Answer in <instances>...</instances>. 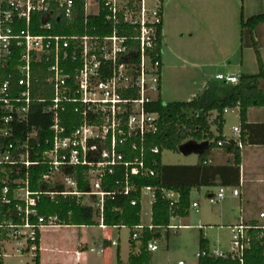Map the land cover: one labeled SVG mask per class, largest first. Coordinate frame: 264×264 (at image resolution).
Instances as JSON below:
<instances>
[{
	"label": "built area",
	"instance_id": "2783aa9c",
	"mask_svg": "<svg viewBox=\"0 0 264 264\" xmlns=\"http://www.w3.org/2000/svg\"><path fill=\"white\" fill-rule=\"evenodd\" d=\"M162 23V0H0V264H13L7 260L12 255L9 244L14 256L16 252L31 255L30 260L15 264H35L40 251L37 229L68 225L58 214L39 215L42 195L51 201L77 197L98 210L95 219L105 228V201L116 194L101 188L105 177L125 166L128 174L122 192L129 194V174L156 175L145 161V139L159 130L160 114L151 106L161 93L162 61L155 48ZM216 78L239 82L230 74ZM36 103L51 116V133L41 141L39 130L32 127L19 140L18 127L28 125ZM233 109L239 106L225 109V114ZM233 132L240 136L242 128L234 127ZM231 140L243 149L241 139L228 138L226 143ZM43 144L47 148L41 152ZM127 149L138 153L133 160H126ZM152 152L158 155L160 150ZM33 153L40 157L33 159ZM35 165L47 167L43 181L62 184L64 189L32 191L29 169ZM79 167H86L89 192L79 191ZM19 168L26 169V178L11 176ZM155 191L143 187L141 202L144 194L151 193L154 203ZM162 193L174 210L181 193L165 188ZM240 193L239 187L220 185L209 201L217 205L229 194L239 197ZM191 206L197 209L199 204L195 201ZM260 216L264 218V213ZM177 227L170 224L165 229ZM228 227L230 250L209 248L199 251L198 259L215 256L247 264V252L254 244L264 249V224L241 220ZM145 228L156 226L142 222L141 212L132 238L140 239ZM147 249L157 251L158 240H150Z\"/></svg>",
	"mask_w": 264,
	"mask_h": 264
},
{
	"label": "trees",
	"instance_id": "16d2710c",
	"mask_svg": "<svg viewBox=\"0 0 264 264\" xmlns=\"http://www.w3.org/2000/svg\"><path fill=\"white\" fill-rule=\"evenodd\" d=\"M163 3V0H162ZM83 14L80 13V16ZM100 23V22H99ZM264 23V12L253 15L241 21V45L244 47H253L257 56L258 72L256 74H242L239 82L230 84L225 82L211 83L206 85L204 90L195 98L189 101H171L164 102L160 98L151 106V110L160 114L159 130L155 134H148L145 139L146 163L153 167L156 172L155 176L132 175L128 176V183L132 187L129 194L122 190L126 184L127 168L123 165L117 166L114 173L108 174L101 184L104 191L115 192L113 197L105 201L104 220L105 228L114 226H126L131 229V239L133 231L141 223V189L151 186L156 189V200L152 205V224L155 229L145 228L140 239L139 253H130L128 264H151L152 253L148 251L147 244L152 239L161 237L164 228H168L173 215L178 217H187L191 208V191L194 187L202 185L212 186L211 183H200L190 174L203 164L207 153L214 148H221L227 153L234 155L232 166H224L223 169H239L241 164V149L231 140L226 143L227 139L223 134L225 123V109L239 106V116L242 127L247 126L248 111L252 107H264V60L259 47L254 40V31ZM101 25V24H99ZM58 30V32H66ZM155 53L161 59L162 55V25L159 27L158 43ZM215 113V115H214ZM51 116L43 111V106L36 103L32 106L29 115L28 125L18 127L16 138L24 139L25 134L32 127L39 130L38 137L42 141L44 137L50 135ZM215 125L217 134L212 129ZM71 128V126H68ZM15 138V139H16ZM194 140L206 143L207 149L199 155L200 163L195 166L185 165H167L162 161V152L164 150L179 151L184 142ZM223 142V145H219ZM195 148L196 146H192ZM47 146L44 144L39 149L43 151ZM159 148L160 153L154 154L152 150ZM121 150H123L121 148ZM137 152L130 149L126 150V160H133ZM40 156L32 154L33 159ZM95 158V157H94ZM97 159V158H95ZM86 167H79L77 178L79 191H91L89 181L85 179L84 171ZM47 170L45 165L31 166L29 169L30 188L32 191H62L64 186L59 183L51 184L42 180V174ZM27 171L25 168L16 169L11 173L14 178H26ZM174 189L181 193V200L178 206L171 210L169 201L163 197L162 189ZM136 200L137 204L133 205L132 201ZM15 208V204L11 206ZM39 215L50 216L58 214L68 225H98L95 217L98 210L89 205H83L77 197L63 198L58 197L56 201H51L50 197L42 195L37 206ZM6 209V208H5ZM32 221H37L33 217ZM40 230L36 231V243L40 245ZM135 244V241H132ZM111 246V241L104 240L103 248ZM210 248L209 240L201 233L200 251ZM247 264H264V249L259 244H254L252 249L247 252ZM35 264H41L40 251L35 257ZM197 264H239L231 259L218 258L215 256L200 257Z\"/></svg>",
	"mask_w": 264,
	"mask_h": 264
},
{
	"label": "crops",
	"instance_id": "0c3cea01",
	"mask_svg": "<svg viewBox=\"0 0 264 264\" xmlns=\"http://www.w3.org/2000/svg\"><path fill=\"white\" fill-rule=\"evenodd\" d=\"M263 12L264 0H163L160 93L162 100L164 91L172 95L190 92L196 97L204 90L206 85L221 82L216 78L220 73L237 77L242 74H256L258 63L254 48H242L241 45V21L242 18L247 19ZM253 35L264 60V23L256 28ZM224 36H229L232 40L239 38L240 48L243 52L241 59H224V53L221 51L223 44L221 38ZM249 50L252 53H248L249 57L246 58L245 52ZM217 55L218 72L216 74L207 73V70L216 63L215 58H217ZM196 65L203 67L204 70L201 69L198 75L192 77L188 70L197 67ZM175 101L182 100L176 99ZM235 118L237 123L233 125V128L240 126L242 128L241 135L235 134L233 128L231 134L226 131L228 123L226 117L223 134L226 138L241 139L243 143L239 169H223L224 166L233 165L234 155L225 152L221 148H214L207 153L199 169L190 171V174L197 183L213 182L217 188L220 185L240 188L239 197H233L229 194L226 198L233 201V210H238L237 216L239 218V220L231 222L232 224L228 226L238 224L241 220L264 224V218L260 216L264 213V107L249 109L246 127L241 125L239 110ZM206 149V143H202L201 146L196 147L198 157L195 161L167 165L195 166L200 163V153L206 151ZM205 186L208 185L194 187L193 189H200ZM213 193V191H209L208 198ZM151 221L150 218L148 223ZM96 222L98 223L97 220ZM142 222H144L143 213ZM69 226L79 225H66L63 227ZM80 226L89 227L88 225ZM96 226L101 230L123 227L102 228L99 225ZM41 235L42 229L40 233V261L41 264H44ZM105 239L111 241L110 247L115 245L118 247V264H128L130 253L137 254L140 251V241L130 238V251L127 259L124 260L121 257V245L116 240L104 237L102 244L99 245L100 248ZM132 241H135V244ZM113 242H116V244H113ZM87 248L88 244L86 243L80 246L82 250ZM92 251H95V249ZM151 253L153 255L154 252ZM81 254L76 255L77 260H79Z\"/></svg>",
	"mask_w": 264,
	"mask_h": 264
},
{
	"label": "rangeland",
	"instance_id": "374dc122",
	"mask_svg": "<svg viewBox=\"0 0 264 264\" xmlns=\"http://www.w3.org/2000/svg\"><path fill=\"white\" fill-rule=\"evenodd\" d=\"M221 40L223 43L221 51L224 53V59H241L243 52L240 48L239 38L232 40L229 36H224ZM248 53H252V51L245 52L246 58L249 57ZM215 59L216 63L207 70V73L216 74L218 72V55ZM196 66L188 70L192 74V77L198 75L201 69L204 70L203 67ZM194 97L190 92L179 95H172L166 93V91L163 92V100L165 102L175 101L176 99L187 101ZM237 112V109H233L225 114L228 122L226 131L230 134L232 133L233 125L237 123L235 121ZM212 129L217 134L215 125H212ZM201 145L202 142L188 140L184 142L181 147L182 149L179 151L164 150L162 152V161L164 164L195 161L198 157L196 147ZM192 146L196 147L193 148ZM217 189L216 185H212L191 191V203L198 202V208L195 209L191 206L187 217L171 219V224L184 226H178L175 229L164 228L162 230L161 237L157 238L159 249L153 253L151 264H178L179 261H184L185 264H197L198 257L196 254L200 251L201 233L209 240L212 250H230L232 232L228 225L239 220L237 216L238 210H233L234 203L229 199L217 205L211 204L207 196L208 192H216ZM82 200L86 201L87 199L82 198ZM142 205L144 222L148 223L151 218L153 205L151 193L144 194ZM41 237L44 264H118V247L115 245L104 249L100 248L99 245L102 244L104 237L116 240L121 245V257L126 260L130 251L131 229L123 226L120 229L101 230L96 225L89 227H46L42 229ZM85 243L88 244V248L84 250L80 249L81 244ZM92 248L95 251H92ZM8 252L12 254L11 258L7 259L9 263L15 264L31 259V255L23 257L17 252L16 256H14L13 252H15V249H13L11 244H9ZM80 253H82L81 257L77 260L76 255Z\"/></svg>",
	"mask_w": 264,
	"mask_h": 264
}]
</instances>
